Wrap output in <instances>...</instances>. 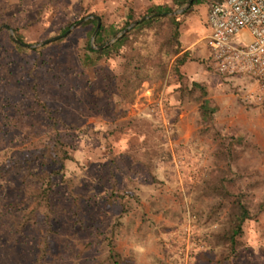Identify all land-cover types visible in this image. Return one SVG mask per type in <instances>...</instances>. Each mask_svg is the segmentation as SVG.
Here are the masks:
<instances>
[{
    "label": "rangeland",
    "instance_id": "1",
    "mask_svg": "<svg viewBox=\"0 0 264 264\" xmlns=\"http://www.w3.org/2000/svg\"><path fill=\"white\" fill-rule=\"evenodd\" d=\"M156 4L171 5L172 0H0V27L17 29L28 44L37 45L64 35L63 28L81 22L82 16L96 14L119 26L128 6L143 15ZM207 14L209 2L205 0L182 19L183 25L193 19L202 28L199 34L203 40L196 51L200 52L196 60L204 70L200 83L209 97L208 89L215 92L218 88L240 106L228 116L215 115L213 122L202 119L204 99L199 90H192L194 81L183 73V67L180 75L170 71L164 81L144 83L128 102L116 97V111L110 108L111 87L105 75L119 74L121 63L114 59L99 69L82 67L79 52L88 35L84 24L55 41L58 43L32 49L49 45L40 52L22 54L11 45L10 31L0 32H4L0 35V147L14 152L25 146V137L6 126L3 119L18 115L22 108V116L41 124L39 138L50 137L57 130L48 116L60 122L62 136L79 162L70 167L77 176L75 191H68L59 177L53 201L65 210L70 225L80 220L70 231L74 236L65 255L67 264H96L102 259V246L87 252L84 244L101 239L115 220L121 224L116 229V250L127 264H264V211L259 207L264 202V103L257 100L251 78H232L216 71L204 42L209 33ZM118 116L126 117L118 120ZM139 120L154 127L142 125L140 133L127 128L112 137L115 155H111L109 132L119 122ZM150 138L153 146L158 139L164 143L162 156L154 159L151 148L149 157H140L145 164L142 175L132 178L135 184H130L126 165L118 161L113 166L112 160L132 145L148 144ZM237 139L242 143L233 148L234 159L226 148L230 150ZM227 165L233 168L232 178L238 183L235 192L251 211L235 252L219 243L227 228V211L216 210L220 201L205 191L210 171ZM121 182L136 187V195L126 197L123 203L112 195L114 186L125 190ZM3 186L0 211L4 206L28 203L19 176H9ZM125 205L131 209L128 213ZM3 231L0 227V264H35L41 246L39 235L25 236L10 247ZM58 251L57 244L53 245V252Z\"/></svg>",
    "mask_w": 264,
    "mask_h": 264
},
{
    "label": "trees",
    "instance_id": "2",
    "mask_svg": "<svg viewBox=\"0 0 264 264\" xmlns=\"http://www.w3.org/2000/svg\"><path fill=\"white\" fill-rule=\"evenodd\" d=\"M204 1L195 0L190 9L201 6ZM188 2L189 0H172L171 5H152L143 15H138L133 6H128L123 16V22L119 26L107 22L103 16L96 14L80 17L79 21L94 16L100 17L102 21L98 31V19H90L82 26L88 30L87 38L79 52L82 67L86 70L99 69L103 63L114 59H118L121 63L119 74L111 72L105 75V79L111 87L108 100L109 107L114 111H116V97L128 102L144 83L164 81L170 71L180 75V68L188 61L194 60L191 53L184 52V45L181 41L182 19L189 10L182 15L174 17L169 15L184 7ZM146 17L150 18L139 23L114 44L105 47L108 42L116 38L130 25ZM73 24L70 23L63 28L62 34H66ZM14 32L18 40L28 44L17 29H14ZM95 33V45L99 49H94L91 44V39ZM9 40L19 54L40 52L49 46L32 50L11 39ZM55 43L58 42L49 44ZM192 90H199L204 99L200 106L202 119L213 122L216 109L210 107L209 93L204 85L194 82ZM43 107L47 109V104H43ZM18 112V115L4 116L3 119L6 126L25 137V146L14 152H11L8 147H0V195L4 191L3 182L7 181L9 176H19L23 194L28 203L23 207L21 203V205L16 204L11 207L4 206L1 209L0 227L4 229L3 239H5L6 246L15 247L23 237L37 233L41 238V246L36 255L35 264H67L65 255H68L71 249V238L74 236L70 231L76 223H80V220L70 225L65 210L53 201L58 188L57 179L59 177L68 191L72 193L75 191V187L78 185L76 183L77 176L70 171V167L73 164L78 166L79 162L62 136L59 129L60 122L48 116L57 130L52 136L43 139L39 138L37 134L41 129V124L30 119L29 116H22V108H19ZM118 117L119 120L126 116ZM142 125L153 126L148 123L141 124V120L134 121V123L131 121L119 122L108 134V140L110 137L108 141L110 154L115 155L111 142L112 137L124 133L127 128L136 129V132L140 133ZM152 139L150 138L148 144L142 142L138 146H130L126 152L115 156L116 158L112 160L113 166L118 161H122L126 165L127 177H130L131 180L129 181L130 184H135L132 182V178H139L142 175L141 168L145 164L140 157H149L151 148L150 154L154 159H159L162 156L164 143L158 139L159 141L153 146L150 142ZM235 141V143L230 144V150L226 148L227 155L234 156V159L233 148L242 143L241 139ZM149 170L153 174L152 168L149 167ZM233 173L231 165L212 169L205 181V191L220 201L216 204V210L227 211V228L219 237V243H222L224 247L229 246L235 252L245 234L244 226L251 219V211L248 204L240 197V193H236L234 190L235 184L238 183L232 178ZM129 183H120V185L125 186L124 191L117 190V186L113 187L112 195L120 203H123L126 197L133 198L136 195L134 191L136 187L131 188ZM259 207L261 211H264V202ZM124 210L125 213H128L131 209L125 205ZM120 225V222L115 220V225L103 233L101 239L98 238L96 241L84 244L85 250L83 251L87 252L92 251L95 247H103L105 254L102 259L96 261V264H127L128 260L116 250V229ZM55 244L59 249L57 253L53 252V245Z\"/></svg>",
    "mask_w": 264,
    "mask_h": 264
},
{
    "label": "built area",
    "instance_id": "3",
    "mask_svg": "<svg viewBox=\"0 0 264 264\" xmlns=\"http://www.w3.org/2000/svg\"><path fill=\"white\" fill-rule=\"evenodd\" d=\"M207 38L216 71L248 77L264 103V0H208Z\"/></svg>",
    "mask_w": 264,
    "mask_h": 264
},
{
    "label": "crops",
    "instance_id": "4",
    "mask_svg": "<svg viewBox=\"0 0 264 264\" xmlns=\"http://www.w3.org/2000/svg\"><path fill=\"white\" fill-rule=\"evenodd\" d=\"M157 5H161V4H157ZM206 25L209 30V33L204 38V42L206 44V47L208 48L207 38L210 36L211 33V30L208 25V14L206 15ZM201 30L202 28H199L197 23L193 19L192 21H190V23H187L186 25L182 24V28H181L182 31L181 41L184 45V52L191 53L192 58H194V60L188 61L183 66L182 71L187 77L191 78L192 81L197 83H200L201 81L200 79L203 77L204 74L202 65L199 64L198 61L196 60V55H197L196 53H198L196 52L198 43L203 40V37H201L199 34ZM198 56H200V52L198 53ZM232 78H237V77H232ZM208 91H210L211 93L209 97V99H211V104H212L211 106L216 109L215 115L228 116L229 114H233V112L237 111L240 108V106L236 105L237 101L234 98H231L230 95L227 96L223 95L218 88L215 89V92H213V88L208 89ZM227 101L233 103V106H231V104L229 105Z\"/></svg>",
    "mask_w": 264,
    "mask_h": 264
},
{
    "label": "water",
    "instance_id": "5",
    "mask_svg": "<svg viewBox=\"0 0 264 264\" xmlns=\"http://www.w3.org/2000/svg\"><path fill=\"white\" fill-rule=\"evenodd\" d=\"M195 0H189V2L183 7L181 8L180 10H178L177 12L175 13H172V14H169L170 16H177V15H181V14H184L186 11H188L193 3H194ZM150 17H146V18H143L141 20H139L138 22H135L133 23L132 25H130L127 29H125L123 32H121L114 40L108 42L105 47H108L112 44H114L116 41H118L119 39H121L123 36H125L130 30H132L133 28H135L139 23H142L143 21L149 19ZM88 21V19L86 20H83L77 24H75L66 34L62 35V36H58V37H55L51 40H48V41H45L41 44H37V45H28V44H25V43H22L20 40H18V38L16 37L14 31L9 27V26H2L0 27V32L3 31V30H8L10 31L11 33V38L14 42H16L17 44L19 45H22V46H25L27 48H31V49H35V48H38V47H41L43 45H47L49 43H52V42H55V41H58L62 38H65L66 36H68L72 31H74L75 29L81 27L83 24H85L86 22ZM99 21V24H98V27H97V31L99 30L100 26H101V22H100V19H98ZM95 36H96V33L94 34L93 36V39H92V47L95 49V45H94V42H95Z\"/></svg>",
    "mask_w": 264,
    "mask_h": 264
}]
</instances>
